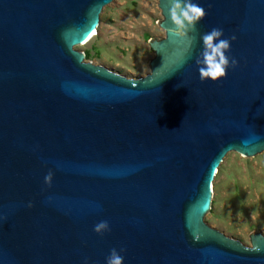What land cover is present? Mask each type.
I'll return each mask as SVG.
<instances>
[{
	"label": "water",
	"instance_id": "95a60500",
	"mask_svg": "<svg viewBox=\"0 0 264 264\" xmlns=\"http://www.w3.org/2000/svg\"><path fill=\"white\" fill-rule=\"evenodd\" d=\"M113 1L0 0V264H106L113 248L123 264H264L261 233L245 246L206 223L225 157L264 155V0H194L187 52L157 0L141 78L76 49ZM212 28L236 36L237 65L201 82Z\"/></svg>",
	"mask_w": 264,
	"mask_h": 264
},
{
	"label": "rangeland",
	"instance_id": "374dc122",
	"mask_svg": "<svg viewBox=\"0 0 264 264\" xmlns=\"http://www.w3.org/2000/svg\"><path fill=\"white\" fill-rule=\"evenodd\" d=\"M157 0H114L100 14L97 32L84 46L90 61L127 78L149 73V40L163 38ZM216 210L206 223L228 238L249 245L256 231L264 236V155L225 157L215 179Z\"/></svg>",
	"mask_w": 264,
	"mask_h": 264
},
{
	"label": "clouds",
	"instance_id": "9594fccd",
	"mask_svg": "<svg viewBox=\"0 0 264 264\" xmlns=\"http://www.w3.org/2000/svg\"><path fill=\"white\" fill-rule=\"evenodd\" d=\"M166 7L168 9V19L172 25L169 31L174 36L181 37L186 44L185 52H187L195 39V37L189 36V33L197 31L196 25L205 17L206 11L194 0H168ZM223 35V29L212 28L200 37L202 40V51L197 56L195 63L198 66L201 82L206 80L217 82L226 76L230 67L235 68L237 65L235 59H230L226 55L230 49V41L235 40L236 36L222 38ZM52 176V172L49 171L44 177L45 185L51 186ZM28 206L31 207V204ZM93 230L97 234L102 235L109 230L108 222H98ZM120 252H123V249H120ZM85 264H87L86 259ZM106 264H123V256L113 248L106 257Z\"/></svg>",
	"mask_w": 264,
	"mask_h": 264
},
{
	"label": "bare ground",
	"instance_id": "6f19581e",
	"mask_svg": "<svg viewBox=\"0 0 264 264\" xmlns=\"http://www.w3.org/2000/svg\"><path fill=\"white\" fill-rule=\"evenodd\" d=\"M95 35H97L96 34V32H94L91 36H90V38L82 45V46H84L86 43H88Z\"/></svg>",
	"mask_w": 264,
	"mask_h": 264
},
{
	"label": "trees",
	"instance_id": "16d2710c",
	"mask_svg": "<svg viewBox=\"0 0 264 264\" xmlns=\"http://www.w3.org/2000/svg\"><path fill=\"white\" fill-rule=\"evenodd\" d=\"M85 54V59L87 60L89 58V53H84Z\"/></svg>",
	"mask_w": 264,
	"mask_h": 264
}]
</instances>
